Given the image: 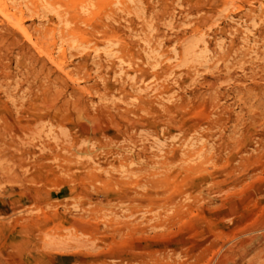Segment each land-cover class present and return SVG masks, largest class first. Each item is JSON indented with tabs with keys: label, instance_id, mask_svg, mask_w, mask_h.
<instances>
[{
	"label": "rangeland",
	"instance_id": "rangeland-1",
	"mask_svg": "<svg viewBox=\"0 0 264 264\" xmlns=\"http://www.w3.org/2000/svg\"><path fill=\"white\" fill-rule=\"evenodd\" d=\"M0 264H264V0H0Z\"/></svg>",
	"mask_w": 264,
	"mask_h": 264
},
{
	"label": "bare ground",
	"instance_id": "bare-ground-1",
	"mask_svg": "<svg viewBox=\"0 0 264 264\" xmlns=\"http://www.w3.org/2000/svg\"><path fill=\"white\" fill-rule=\"evenodd\" d=\"M128 200V199H127Z\"/></svg>",
	"mask_w": 264,
	"mask_h": 264
}]
</instances>
